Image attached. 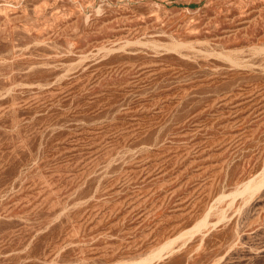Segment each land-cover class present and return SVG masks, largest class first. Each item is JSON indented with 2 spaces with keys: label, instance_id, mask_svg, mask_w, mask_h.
I'll list each match as a JSON object with an SVG mask.
<instances>
[{
  "label": "rangeland",
  "instance_id": "rangeland-1",
  "mask_svg": "<svg viewBox=\"0 0 264 264\" xmlns=\"http://www.w3.org/2000/svg\"><path fill=\"white\" fill-rule=\"evenodd\" d=\"M0 264H264V0H0Z\"/></svg>",
  "mask_w": 264,
  "mask_h": 264
}]
</instances>
